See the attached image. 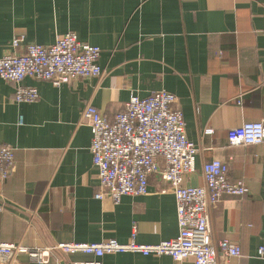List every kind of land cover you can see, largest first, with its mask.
Here are the masks:
<instances>
[{
    "label": "crops",
    "instance_id": "0c3cea01",
    "mask_svg": "<svg viewBox=\"0 0 264 264\" xmlns=\"http://www.w3.org/2000/svg\"><path fill=\"white\" fill-rule=\"evenodd\" d=\"M68 33L102 50V77L60 87L25 78L23 87L38 90L34 103L18 102L17 85L0 78V144L15 162L0 178V242L47 249L177 238L176 200L156 175L145 196L118 205L97 199L101 180L82 117L92 105L112 119L132 95L166 91L179 98L187 137L199 149L187 186H203V165L218 159L228 163L229 180L249 190L222 196L210 210L214 244L228 240L241 250L239 258L219 252L218 264H264V145L228 141L231 129L264 121V0H0V59L16 36L52 46ZM208 128L215 134L205 135ZM54 257L49 264H179L134 253ZM11 264L38 263L22 255Z\"/></svg>",
    "mask_w": 264,
    "mask_h": 264
},
{
    "label": "built area",
    "instance_id": "2783aa9c",
    "mask_svg": "<svg viewBox=\"0 0 264 264\" xmlns=\"http://www.w3.org/2000/svg\"><path fill=\"white\" fill-rule=\"evenodd\" d=\"M13 51L0 59V78L17 85L16 100L34 103L38 90L23 87L25 78L49 82L55 87L79 79H95L104 75L99 65L102 50L80 42L74 33L59 38L52 46L25 44L24 36L12 40ZM175 95L161 91L141 99L132 95L124 110L112 119L102 116L87 105L82 117L92 134L90 152L100 181L98 200L110 199L118 205L125 196L148 194L149 178L156 175L169 185L175 197L179 235L159 244L143 245L115 240L102 243H57L47 249H30L20 244L0 242V263H14L27 256L38 264H49L54 254H86L98 259L118 253H134L145 257L169 256L184 264H218V253L239 258L241 250L228 240L214 244L210 229V210L224 195L244 197L249 190L243 181L231 182L229 165L214 160L203 165L204 185L187 186L196 172L197 146L187 137L186 122L177 107ZM205 135H213L208 128ZM230 147L264 145V121L248 122L228 132ZM15 171L14 152L0 144V178L6 180ZM259 256L264 249H259ZM55 258V257H54ZM73 264H102L100 261Z\"/></svg>",
    "mask_w": 264,
    "mask_h": 264
}]
</instances>
